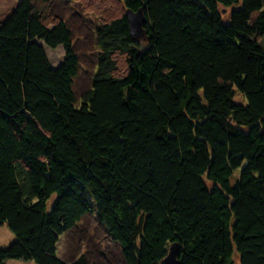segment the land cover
Returning <instances> with one entry per match:
<instances>
[{
	"label": "trees",
	"instance_id": "16d2710c",
	"mask_svg": "<svg viewBox=\"0 0 264 264\" xmlns=\"http://www.w3.org/2000/svg\"><path fill=\"white\" fill-rule=\"evenodd\" d=\"M53 1L0 18V264H95L57 255L87 215L124 264H264V0H108L79 93Z\"/></svg>",
	"mask_w": 264,
	"mask_h": 264
},
{
	"label": "rangeland",
	"instance_id": "374dc122",
	"mask_svg": "<svg viewBox=\"0 0 264 264\" xmlns=\"http://www.w3.org/2000/svg\"><path fill=\"white\" fill-rule=\"evenodd\" d=\"M17 0H0V18H4ZM111 5L108 0H54L52 13L58 19H63L69 26L74 50L78 56L79 67L75 78L74 88L80 92L89 84L96 62L95 26L103 9ZM116 7V5H113ZM140 36V35H138ZM46 53L52 66H57L64 56L62 46L55 49L46 47ZM12 239L9 229L0 227V246H7ZM81 253L94 259L95 264H124L120 248L112 242L104 228L93 215L85 216L71 231L63 233L57 243V255L66 260H72ZM5 264H35L32 261L7 259Z\"/></svg>",
	"mask_w": 264,
	"mask_h": 264
},
{
	"label": "water",
	"instance_id": "95a60500",
	"mask_svg": "<svg viewBox=\"0 0 264 264\" xmlns=\"http://www.w3.org/2000/svg\"><path fill=\"white\" fill-rule=\"evenodd\" d=\"M128 28L131 36L137 37L141 34V24L143 17L139 12L128 11L127 12ZM178 246L177 244H171L167 255L161 260L160 264H178L177 260Z\"/></svg>",
	"mask_w": 264,
	"mask_h": 264
},
{
	"label": "crops",
	"instance_id": "0c3cea01",
	"mask_svg": "<svg viewBox=\"0 0 264 264\" xmlns=\"http://www.w3.org/2000/svg\"><path fill=\"white\" fill-rule=\"evenodd\" d=\"M14 6H15V5H14ZM14 6H13V8H14ZM13 8H11V9L9 10V12H10ZM9 12H6V14H5L4 17H6V16L9 14Z\"/></svg>",
	"mask_w": 264,
	"mask_h": 264
}]
</instances>
